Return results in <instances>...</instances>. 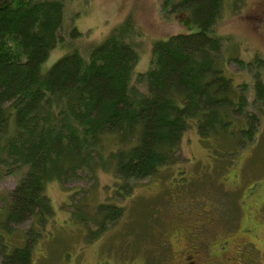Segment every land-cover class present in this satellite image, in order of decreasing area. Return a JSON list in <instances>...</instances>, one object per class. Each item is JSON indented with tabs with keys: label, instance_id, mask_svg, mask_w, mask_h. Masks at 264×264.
<instances>
[{
	"label": "trees",
	"instance_id": "obj_1",
	"mask_svg": "<svg viewBox=\"0 0 264 264\" xmlns=\"http://www.w3.org/2000/svg\"><path fill=\"white\" fill-rule=\"evenodd\" d=\"M159 1L161 13L175 14L186 31L153 42L137 86L128 21L99 42L69 47L46 69L68 19L64 0H0V174L20 173L4 206L5 230L49 213V181L64 183L83 171L93 176L99 168L112 169L118 182L153 176L181 160L189 126L206 139L254 138L259 116L245 112L247 95L226 73L233 58L214 32L226 0ZM229 1L235 9L241 0ZM77 35L72 28L69 36ZM257 73L253 102L262 106ZM104 208L103 217L122 211L116 204ZM2 238L0 264L31 263L28 243L6 253Z\"/></svg>",
	"mask_w": 264,
	"mask_h": 264
},
{
	"label": "rangeland",
	"instance_id": "obj_2",
	"mask_svg": "<svg viewBox=\"0 0 264 264\" xmlns=\"http://www.w3.org/2000/svg\"><path fill=\"white\" fill-rule=\"evenodd\" d=\"M64 3L68 19L62 41L42 64L46 69L69 47L99 42L128 21L138 52L133 76L138 86L136 74L149 66L153 42L186 31L175 14L161 13L159 0ZM231 6L226 0L214 32L223 39L224 54L233 58L226 73L247 95L245 112L259 116L254 138L239 144L237 136L206 139L189 126L180 141L181 160L151 177L118 182L112 169L99 168L93 176L83 171L64 183L49 181L45 193L51 206L42 220L10 223L6 230L0 225L6 253L28 243L30 264H184L182 252L191 247L196 231L199 264L211 259L264 264V102H253L252 87L254 73L264 81V0ZM72 28L76 37L69 36ZM19 175L0 174L1 223ZM115 204L122 210L118 217L100 214ZM77 209L85 223L74 215Z\"/></svg>",
	"mask_w": 264,
	"mask_h": 264
},
{
	"label": "flooded vegetation",
	"instance_id": "obj_3",
	"mask_svg": "<svg viewBox=\"0 0 264 264\" xmlns=\"http://www.w3.org/2000/svg\"><path fill=\"white\" fill-rule=\"evenodd\" d=\"M197 227V226H195ZM196 237V231H194V233L191 235V239H193V243L191 244V247L188 248L185 252H182V254L184 256H182V261L184 264H199L196 260L195 257L198 256L199 253V249L197 248V244L194 242V238ZM193 245H195L193 247ZM200 264H208L207 261H205L204 263H200ZM211 264H218V262H214L211 259Z\"/></svg>",
	"mask_w": 264,
	"mask_h": 264
}]
</instances>
